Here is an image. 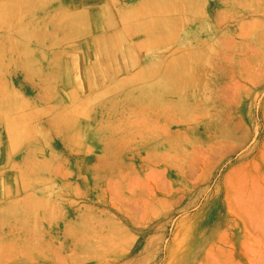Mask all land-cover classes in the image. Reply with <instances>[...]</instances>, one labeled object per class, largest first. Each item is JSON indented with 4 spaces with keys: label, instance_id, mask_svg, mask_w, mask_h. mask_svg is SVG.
Listing matches in <instances>:
<instances>
[{
    "label": "rangeland",
    "instance_id": "374dc122",
    "mask_svg": "<svg viewBox=\"0 0 264 264\" xmlns=\"http://www.w3.org/2000/svg\"><path fill=\"white\" fill-rule=\"evenodd\" d=\"M40 1L0 0V220L40 239L0 221V264H98L107 238L119 264H264V0ZM156 76H194L190 118L143 97Z\"/></svg>",
    "mask_w": 264,
    "mask_h": 264
},
{
    "label": "bare ground",
    "instance_id": "6f19581e",
    "mask_svg": "<svg viewBox=\"0 0 264 264\" xmlns=\"http://www.w3.org/2000/svg\"><path fill=\"white\" fill-rule=\"evenodd\" d=\"M45 1H47V2H45V3H48V4H50V0H45ZM45 3H44V0L43 1H40V2H36V8H38V6L40 7V9L41 8H44V10L46 9V7H48V6H46L45 5ZM35 7V6H34ZM58 7V6H57ZM39 9V10H40ZM64 9V8H63ZM113 10V9H112ZM34 16L36 15V12H34V14H33ZM34 16H32V14H31V17H34ZM65 16V15H64ZM94 17H95V30H96V32H99V34H102L103 36L101 37V38H99V41H101V43H106L107 42V38H108V35H109V37H112L113 39H111V40H113V42L115 41V43H116V47H119L120 46V41H119V39H118V32H116V28H115V23L110 19V15H109V17H107L106 16V18L103 20V19H101V17H100V15L99 14H95L94 15ZM69 19V18H68ZM67 18L65 19V20H68ZM251 20V19H250ZM134 21V20H133ZM61 22V21H60ZM63 22V21H62ZM69 22V21H68ZM116 23H118V22H116ZM126 23V22H125ZM124 23V24H125ZM128 23V22H127ZM134 24V23H133ZM65 25V24H64ZM118 25V24H117ZM129 25V24H128ZM135 25V24H134ZM66 26V25H65ZM130 26H132V25H130ZM67 27V26H66ZM125 27H126V25H125ZM134 27V26H133ZM261 27V26H260ZM148 28V27H147ZM76 29V28H75ZM102 29H105V32H101L102 31ZM124 29V28H123ZM130 30H131V28H129ZM129 29H126V31L125 32H127V30H128V32H130L129 31ZM134 30V29H133ZM84 32V31H83ZM79 34V33H78ZM90 35V34H89ZM65 36V35H64ZM95 36V35H94ZM95 39H98V37H94ZM72 39V38H71ZM181 39V38H180ZM87 41L88 42H91V43H96V41H94V39H93V37H90V38H88L87 39ZM98 41V40H97ZM122 42H123V40H122ZM183 41H181V43H182ZM99 43V42H98ZM142 43V42H141ZM146 43V42H145ZM176 43H178V42H176ZM67 44H70V42L69 43H67ZM65 45V44H64ZM179 45V44H178ZM142 46H140V48H141ZM144 47V46H143ZM142 47V48H143ZM168 47V46H167ZM144 49V48H143ZM147 50V49H146ZM163 50V49H162ZM131 46L130 47H128L127 48V53H131ZM157 52V51H156ZM153 53L154 52H147L146 53V55H145V59L146 60H149L148 58L150 57V55H151V57L152 58H150V59H154L155 60V56L153 55ZM157 54H158V52H157ZM191 54V53H190ZM160 55V54H159ZM125 56H126V52H125ZM158 57H160V56H158ZM161 58V57H160ZM157 59V58H156ZM152 61V60H151ZM22 63V62H21ZM39 63H41V61H35V58H28V59H26L25 60V64L26 65H28V66H32V70L35 72V71H40L39 70ZM157 63V62H156ZM166 63H167V61H166ZM126 64H128L129 65V62H126ZM131 64H134V60L131 62L130 61V65ZM155 65V64H154ZM179 65V66H178ZM158 66V65H157ZM166 66V65H165ZM164 66V67H165ZM160 67V66H159ZM158 67V68H159ZM157 68V67H156ZM176 68L177 69H179V71L182 73V65H180V63H178L177 65H176ZM162 70H164V69H162ZM42 72L44 71V70H41ZM155 72L156 71H158V69L157 70H154ZM158 73V72H157ZM156 73V74H157ZM125 75V74H124ZM181 75V74H180ZM137 76V75H136ZM102 77V80H105L103 77H105V76H101ZM100 77V78H101ZM126 77V76H125ZM124 77V78H125ZM133 78H134V76H132ZM131 77V78H132ZM159 80V85H158V87H156L155 88V86H154V89H153V87H151V85H150V87L151 88H149L150 89V91H149V94H146L145 96H143L144 98H147V97H149V96H151V97H155V95L157 96L156 98H158V101H159V103H160V107H162V109L161 110H164L166 113H168V112H172L173 113V115H174V117H176V120L178 121V122H183V121H185L183 118H190L192 115H191V113L190 114H187V112H186V110L187 109H189L188 108V106H189V104H188V102L186 101V98H187V96H188V91L190 92L192 89H193V86H194V76H156ZM40 78V77H39ZM126 78H129V76H127ZM136 78V77H135ZM150 78H153V77H150ZM155 78V77H154ZM128 80V79H127ZM138 80V79H137ZM124 81V80H123ZM126 81V80H125ZM124 81V82H125ZM151 81H154V79L153 80H151ZM46 83V82H45ZM104 84V83H103ZM105 86V85H104ZM111 86V85H110ZM103 87V86H102ZM44 88V87H43ZM104 88V87H103ZM189 88H191V89H189ZM143 88H140L139 89V93L141 94V92H147L148 90H142ZM45 90H47V89H45ZM101 90H103V89H101ZM100 90V91H101ZM107 90V89H106ZM140 90H141V92H140ZM72 92V91H71ZM107 92V93H106ZM112 92V91H111ZM109 90L108 91H103L101 94H100V92H99V94H100V96H107V95H109V94H112ZM109 93V94H108ZM107 94V95H106ZM155 94V95H154ZM170 94H172V96H173V99L171 100V101H168V97L170 96ZM66 95V94H65ZM152 95H154V96H152ZM96 96V95H95ZM48 97V96H47ZM93 97V96H92ZM150 97V98H151ZM97 98H98V96H96L95 98H91V102L90 103H95L96 102V100H97ZM90 100V99H89ZM89 100H87L85 103H83V105H87V102H89ZM89 104V103H88ZM77 105V104H76ZM81 110V109H80ZM22 111V110H21ZM191 111V110H190ZM82 112H84V110L82 111ZM88 111H86V113H87ZM183 112H185L186 114H187V116H182V115H179V113L181 114V113H183ZM79 113V112H78ZM80 113H81V111H80ZM88 114V113H87ZM178 114V115H177ZM6 115V114H5ZM79 115V114H78ZM81 115V114H80ZM85 115V114H84ZM194 115V114H193ZM8 116V115H7ZM12 116V115H11ZM10 116V117H11ZM14 116V115H13ZM65 116V115H64ZM195 116V115H194ZM6 117V116H5ZM9 117V118H10ZM8 118V117H7ZM21 118H22V116H21ZM11 119V118H10ZM10 119H9V122H11L10 121ZM5 120L7 121L8 119H6L5 118ZM24 120V119H23ZM131 124V123H130ZM8 125V124H7ZM9 127V126H8ZM137 128V127H136ZM21 129V128H20ZM135 129V128H134ZM12 130V129H11ZM32 130V129H31ZM132 130H133V128H132ZM131 130V131H132ZM21 132H23V131H21ZM30 134V133H29ZM9 136V135H8ZM24 136V135H23ZM20 136H18V138H19ZM18 138H16V139H18ZM12 140V139H11ZM15 140V139H14ZM13 140V141H14ZM22 140V139H21ZM218 143V142H217ZM17 144V143H16ZM12 145H14V144H12ZM13 149V148H12ZM214 150V149H213ZM12 151V150H11ZM25 160V159H24ZM31 170H32V168H31ZM9 193H11V192H9ZM12 194V193H11ZM11 194H9V195H11ZM13 195V194H12ZM34 217V216H33ZM4 220H0V221H2V222H4V224H1V225H3V228L6 226H12V222H15V223H21V228L20 229H11V230H7L6 232L4 231V235L1 237V238H9L11 235H10V233H12V235L13 234H17V233H20L22 236H25V238H23L24 239V241H26L25 239H27V238H29L30 240H37V241H39L40 239L39 238H35V236H32V233H30L29 231H28V229H25V227H27V226H29L30 225V213L29 212H24V211H19V209L18 208H15L14 209V211H12V212H9V213H7L6 215H5V217L3 218ZM5 227V228H6ZM10 232V233H9ZM12 237V236H11ZM20 239H22V238H20ZM16 240V239H15ZM119 239L118 238H107L106 239V241H104V244H105V242H106V244L105 245H103V247H102V249H104V251H105V257H100V255L101 254H95L94 255V258H96L97 259V263L98 264H119V261H121L122 260V257L121 258H114V259H110V257L111 256H109L112 252H113V250L115 249V248H117V245L120 243L119 241H118ZM1 241V240H0ZM18 241H22V240H18ZM17 241V242H18ZM134 242V241H133ZM133 242H131L130 244H129V246H128V248L124 251L125 253L124 254H126V255H130L132 252V249L130 250V248L131 247H133L134 245H133ZM30 243V242H29ZM28 243H26V245H27ZM135 244V243H134ZM11 246V245H10ZM10 248H12V247H10ZM17 250H19V249H17ZM104 254V253H103ZM131 264H134V261H133V263H131Z\"/></svg>",
    "mask_w": 264,
    "mask_h": 264
}]
</instances>
